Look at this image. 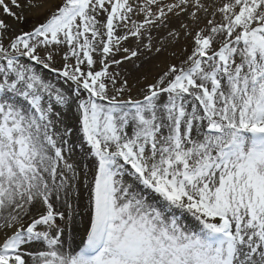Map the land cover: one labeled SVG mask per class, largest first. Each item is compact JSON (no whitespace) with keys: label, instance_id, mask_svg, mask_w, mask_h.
I'll return each mask as SVG.
<instances>
[{"label":"snow or ice","instance_id":"obj_1","mask_svg":"<svg viewBox=\"0 0 264 264\" xmlns=\"http://www.w3.org/2000/svg\"><path fill=\"white\" fill-rule=\"evenodd\" d=\"M0 264H264V0H0Z\"/></svg>","mask_w":264,"mask_h":264},{"label":"bare ground","instance_id":"obj_2","mask_svg":"<svg viewBox=\"0 0 264 264\" xmlns=\"http://www.w3.org/2000/svg\"><path fill=\"white\" fill-rule=\"evenodd\" d=\"M79 154H80V149L77 148V149L75 150L74 155H75V156H79ZM187 222H188V221L186 220L185 223H187Z\"/></svg>","mask_w":264,"mask_h":264}]
</instances>
